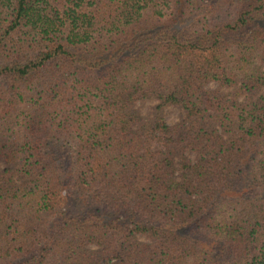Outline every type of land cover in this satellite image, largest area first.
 Listing matches in <instances>:
<instances>
[{"label":"trees","instance_id":"trees-1","mask_svg":"<svg viewBox=\"0 0 264 264\" xmlns=\"http://www.w3.org/2000/svg\"><path fill=\"white\" fill-rule=\"evenodd\" d=\"M0 159V264H264V0H0Z\"/></svg>","mask_w":264,"mask_h":264},{"label":"rangeland","instance_id":"rangeland-1","mask_svg":"<svg viewBox=\"0 0 264 264\" xmlns=\"http://www.w3.org/2000/svg\"><path fill=\"white\" fill-rule=\"evenodd\" d=\"M213 1L215 0H205V2L207 3H211ZM206 88L209 90H214L217 88V85L215 83H209ZM221 91H225V89H222ZM156 105V101H140L133 106V109L138 112V114L145 120V122H150L155 116ZM162 117L166 124L175 125L183 121L184 113L180 108L176 106H165L162 109ZM5 166L6 164L4 163V161L0 159V172L5 168ZM65 210H67L68 214L72 215V213H75V204L72 202L68 203V206L65 208ZM186 233L196 241L207 240L201 233V231L195 226L189 227Z\"/></svg>","mask_w":264,"mask_h":264}]
</instances>
